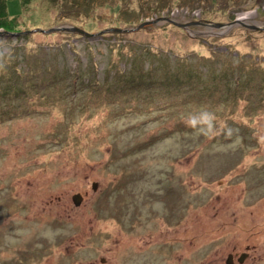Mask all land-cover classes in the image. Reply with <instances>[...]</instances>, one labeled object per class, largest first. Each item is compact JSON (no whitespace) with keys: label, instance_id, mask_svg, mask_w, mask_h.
<instances>
[{"label":"rangeland","instance_id":"rangeland-1","mask_svg":"<svg viewBox=\"0 0 264 264\" xmlns=\"http://www.w3.org/2000/svg\"><path fill=\"white\" fill-rule=\"evenodd\" d=\"M90 1L7 2L23 32L0 36V264H264V31H106L264 24V0ZM59 26L92 36L43 32Z\"/></svg>","mask_w":264,"mask_h":264},{"label":"trees","instance_id":"trees-1","mask_svg":"<svg viewBox=\"0 0 264 264\" xmlns=\"http://www.w3.org/2000/svg\"><path fill=\"white\" fill-rule=\"evenodd\" d=\"M35 0H21V2H22V5L24 6V8H28L29 6H30V4L32 3V2H34ZM52 3H57L58 2V0H50ZM125 1H129V0H125ZM7 2H8V0H0V29H3L4 31H6V32H8V33H10V34H17V33H22L23 31H22V29H20L19 27H18V23H17V20L16 19H14V18H11L10 16H9V14H8V11H7ZM84 4V6H92V4L93 3H91V1L90 0H70V5H76V6H79V5H83ZM113 28H119V27H113ZM119 33H121V32H119ZM118 32H117V34H119ZM7 37H14V36H12V35H6ZM24 68H21V67H16V68H14L13 70L15 71H13L14 73V75L13 76H15L14 78H15V80H19L20 81V77L22 76V70H23ZM152 71L155 73L156 72V70H153L152 69ZM152 71H150V76H149V78H148V80L147 81H152V80H157L156 81V83H160V84H163V87L165 86V88H162L163 90H165V91H167V92H169V90H171V91H173L172 89H177V88H174V87H170L168 84H169V82H168V80L167 79H169L170 77H169V75H164L163 73H162V75H161V77L160 78H156V74H153V72ZM253 71H256V72H262V71H259V70H256V69H253ZM59 73H63V71L62 70H60L59 71ZM170 72H167V74H169ZM23 74H27V73H23ZM123 74V73H122ZM144 75H145V73H137V75L136 76H133V77H129V79H128V82H129V86H131L132 85V83H134V81L135 82H138L139 80H141L142 78H144ZM123 76V77H122ZM119 75V77L120 78H124V75ZM188 76V75H187ZM24 76H22L21 78H23ZM17 78V79H16ZM118 78V77H117ZM193 79V81H194V83L196 82V81H199V80H202L203 79V75L202 74H200V73H195V74H193V75H191V77H187V78H185L184 80V83H182V81L181 80H179V81H176L175 82V84H174V86L176 87V86H182V85H184V86H190V85H188L189 84V79ZM216 78H217V76H216ZM219 78H223L224 80L225 79H227V77H225L224 75H222V76H220ZM229 78V77H228ZM241 79V78H240ZM254 78H253V76L252 75H249L248 76V80H253ZM17 80V81H18ZM242 80V79H241ZM248 80H247V82L246 83H248ZM48 83H50V84H52V82H49V81H47ZM144 84H145V86L147 87V90H152V89H158V88H152L151 86H149L150 84H148V83H146V81H144ZM242 84H244V80H242ZM22 85H19V84H17V83H13L12 85H9V87H7V89H6V94H10L11 92H14L13 93V95H16L17 94V92H19V90H20V92H24L25 91V88H24V90L22 89V87H21ZM179 87V88H180ZM136 89V88H135ZM168 89V90H167ZM186 89H188V88H186ZM202 89V87H200V89H198V91L200 90V91H202L201 90ZM144 90H146V89H144L142 86L137 90V92L139 93V92H141V91H144ZM181 89H179V91H180ZM205 90V89H204ZM200 91L197 93V94H199L200 93ZM173 93V92H172ZM192 93V92H191ZM21 94V93H20ZM191 100H193V98L191 97Z\"/></svg>","mask_w":264,"mask_h":264},{"label":"water","instance_id":"water-1","mask_svg":"<svg viewBox=\"0 0 264 264\" xmlns=\"http://www.w3.org/2000/svg\"><path fill=\"white\" fill-rule=\"evenodd\" d=\"M257 11L258 10H254V12H252V13H243L242 16H237L235 18V20H233L232 22H229V23H214V22H210V21L202 22L200 20L192 21V22L189 21V22H185V23H180L177 20L173 19L172 17L162 16V17H159V18H157L155 20H152V21H146V22L142 23L141 25H138V26L133 27V28H128V29L111 28V29H107L106 31L107 32H131V31L138 30V29L142 28L145 25H151V24H155V23L158 24L160 22H169L171 24H174V25H176L178 27H181V28L185 29L186 31H188V27L191 26V25H202V26H208L210 28H218V29H222L221 32H225V31H227V30H229L232 27L237 26V25H241V26L247 27V28L252 29V30H262V31H264V24L262 22L258 21V20L252 19L254 25H249L248 23H246V21L249 18H252V17L256 16ZM59 31L78 33V34H80L82 36L85 35V36H88V37L92 36V34L87 33L83 29L78 28L76 26H59V27H54V28L48 29V30H43V32H47V33H49V32H59ZM19 34H22V33L10 34V33L6 32V31H4L3 29H0V36H6V35L17 36ZM97 186H98V183H96V182L93 183L92 184V189L94 191H96L97 190ZM83 200H84V197L82 196L81 193H77V194L73 195V202H74V204L76 206H80ZM245 256H246V254L242 255V257L240 258V261H242ZM232 259H233V256L231 254L228 255L227 260H226V264H233Z\"/></svg>","mask_w":264,"mask_h":264},{"label":"flooded vegetation","instance_id":"flooded-vegetation-1","mask_svg":"<svg viewBox=\"0 0 264 264\" xmlns=\"http://www.w3.org/2000/svg\"><path fill=\"white\" fill-rule=\"evenodd\" d=\"M248 250H249V249H248ZM244 254H246V256L243 258L242 261H240V258H241L242 255H244ZM229 255H230V254H229ZM231 255L233 256V259H232L233 264H234V262H235V259H236L237 263H239V264H243V263L246 261V259L249 257V254H248L247 252L242 253L239 257L234 256L233 254H231ZM108 259H109V258H108ZM100 262H101L102 264H108L107 261H106V259H102V258H100ZM92 264H94V263H92Z\"/></svg>","mask_w":264,"mask_h":264},{"label":"clouds","instance_id":"clouds-1","mask_svg":"<svg viewBox=\"0 0 264 264\" xmlns=\"http://www.w3.org/2000/svg\"><path fill=\"white\" fill-rule=\"evenodd\" d=\"M210 118H211V117H210V114L205 113V114L203 115V119H204L205 121H208ZM195 122H196L195 120L192 121L193 124H195Z\"/></svg>","mask_w":264,"mask_h":264}]
</instances>
